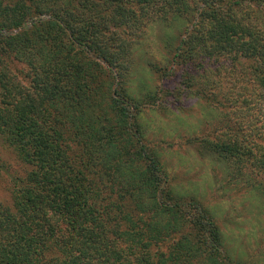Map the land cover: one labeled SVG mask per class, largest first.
<instances>
[{
  "label": "trees",
  "instance_id": "trees-1",
  "mask_svg": "<svg viewBox=\"0 0 264 264\" xmlns=\"http://www.w3.org/2000/svg\"><path fill=\"white\" fill-rule=\"evenodd\" d=\"M177 22L184 37L146 66L184 67L196 99L234 78V99L210 103L247 126L199 155L264 198V0H0V264H257L227 256L207 210L174 193L138 119L158 95L131 86L135 52Z\"/></svg>",
  "mask_w": 264,
  "mask_h": 264
},
{
  "label": "rangeland",
  "instance_id": "rangeland-1",
  "mask_svg": "<svg viewBox=\"0 0 264 264\" xmlns=\"http://www.w3.org/2000/svg\"><path fill=\"white\" fill-rule=\"evenodd\" d=\"M187 28L189 24L177 22L164 30L158 26L147 29L143 46L135 52L137 64L131 86L134 90L140 84L155 88L158 100L142 108L138 119L145 140L160 156L170 188L178 195L195 198L207 210L222 234L223 252L233 261L264 264V198L232 179L225 163L199 155L198 149L202 138L216 140L224 134L233 135L234 129L245 130L248 120L234 114V106L210 103L211 92L220 102L234 99L230 93L234 92V78L217 80L220 86L213 78V88L196 99L190 95L192 89L182 84L184 67L176 66L163 76L165 71L155 74L146 66L147 62L164 65L168 55L163 44L169 42L175 47ZM3 156L14 164L9 156ZM5 180V176L0 179V200L4 202L8 199Z\"/></svg>",
  "mask_w": 264,
  "mask_h": 264
}]
</instances>
